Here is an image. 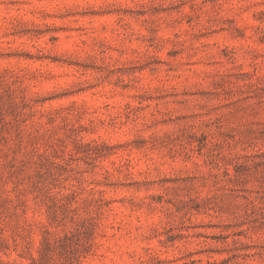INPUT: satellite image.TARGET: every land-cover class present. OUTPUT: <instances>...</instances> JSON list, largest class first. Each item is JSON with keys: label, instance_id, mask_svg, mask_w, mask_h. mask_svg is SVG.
Wrapping results in <instances>:
<instances>
[{"label": "rangeland", "instance_id": "obj_1", "mask_svg": "<svg viewBox=\"0 0 264 264\" xmlns=\"http://www.w3.org/2000/svg\"><path fill=\"white\" fill-rule=\"evenodd\" d=\"M0 264H264V0H0Z\"/></svg>", "mask_w": 264, "mask_h": 264}]
</instances>
